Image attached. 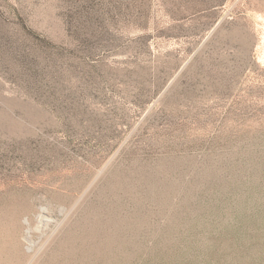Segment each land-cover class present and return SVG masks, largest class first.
Masks as SVG:
<instances>
[{
    "label": "rangeland",
    "instance_id": "obj_1",
    "mask_svg": "<svg viewBox=\"0 0 264 264\" xmlns=\"http://www.w3.org/2000/svg\"><path fill=\"white\" fill-rule=\"evenodd\" d=\"M0 264H264V0H0Z\"/></svg>",
    "mask_w": 264,
    "mask_h": 264
}]
</instances>
